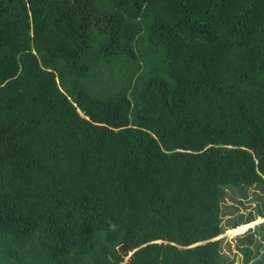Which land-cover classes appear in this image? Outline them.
Instances as JSON below:
<instances>
[{
	"label": "trees",
	"instance_id": "obj_1",
	"mask_svg": "<svg viewBox=\"0 0 264 264\" xmlns=\"http://www.w3.org/2000/svg\"><path fill=\"white\" fill-rule=\"evenodd\" d=\"M259 219L264 0H0V264H264Z\"/></svg>",
	"mask_w": 264,
	"mask_h": 264
},
{
	"label": "rangeland",
	"instance_id": "obj_2",
	"mask_svg": "<svg viewBox=\"0 0 264 264\" xmlns=\"http://www.w3.org/2000/svg\"><path fill=\"white\" fill-rule=\"evenodd\" d=\"M255 190L259 191L257 188H256ZM253 197H255V196H252V193H250V191H249V192H248V196H247L248 201H252ZM238 201H239V203H240L241 212H239V213H237V214H243V213L245 212L244 209H246V208H244L243 206H248V205H250V204L255 205V203H245V201H246L245 197H242L241 199H238ZM246 210H247V209H246ZM250 211H252V209H250ZM250 211H248V212H250ZM248 212H246V215H247V216L249 215ZM254 213H256V212L254 211ZM229 214H230V212H228V211L226 210V216H225V218H224V223H225V224H227V222L233 220V218H231V215H229ZM238 216H239V217H237L238 220H240L241 218H243V217H241L240 215H238ZM246 218H247V217H246ZM262 222H264V219H259L258 223H257V222L255 223V226L258 225L259 223H262ZM253 227H254V225L251 226V227H249L247 230H249L250 228H253ZM241 228L243 229L244 227H241ZM231 230H233V229H231ZM231 230H227V231H225L221 236H219V237H217V238H215V239H212L211 241H215V240H218V239H220V238H225V237H227L228 240L231 241V243H232V248H233V252H234V254H236V253H238L237 250H236V248H235V244H236L237 237L240 236V235L245 234V233L247 232V230H246L244 233H234V232L231 231ZM207 242H208V241H207ZM207 242H204V243H207ZM226 249H227V251H228V253H229V249H228V248H226ZM229 254H231V253H229ZM242 257H243V255H242L241 253H238V262H237V264H240L241 262H243V258H242Z\"/></svg>",
	"mask_w": 264,
	"mask_h": 264
},
{
	"label": "crops",
	"instance_id": "obj_3",
	"mask_svg": "<svg viewBox=\"0 0 264 264\" xmlns=\"http://www.w3.org/2000/svg\"><path fill=\"white\" fill-rule=\"evenodd\" d=\"M255 222H257L258 223V220L257 221H255ZM255 222H253V223H255ZM255 226V225H254Z\"/></svg>",
	"mask_w": 264,
	"mask_h": 264
},
{
	"label": "bare ground",
	"instance_id": "obj_4",
	"mask_svg": "<svg viewBox=\"0 0 264 264\" xmlns=\"http://www.w3.org/2000/svg\"><path fill=\"white\" fill-rule=\"evenodd\" d=\"M242 227H245V225H242Z\"/></svg>",
	"mask_w": 264,
	"mask_h": 264
},
{
	"label": "water",
	"instance_id": "obj_5",
	"mask_svg": "<svg viewBox=\"0 0 264 264\" xmlns=\"http://www.w3.org/2000/svg\"><path fill=\"white\" fill-rule=\"evenodd\" d=\"M255 225V224H254ZM202 243H204V242H202Z\"/></svg>",
	"mask_w": 264,
	"mask_h": 264
}]
</instances>
